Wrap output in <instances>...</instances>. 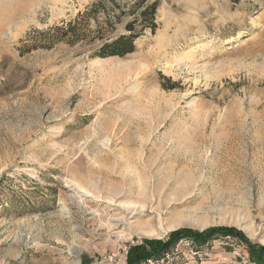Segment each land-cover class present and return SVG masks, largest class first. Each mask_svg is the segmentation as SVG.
Masks as SVG:
<instances>
[{"label": "rangeland", "instance_id": "rangeland-1", "mask_svg": "<svg viewBox=\"0 0 264 264\" xmlns=\"http://www.w3.org/2000/svg\"><path fill=\"white\" fill-rule=\"evenodd\" d=\"M95 1L0 0V264H126L211 228L238 235L151 264H264V0H149L154 34L105 59ZM75 19L86 40L42 48Z\"/></svg>", "mask_w": 264, "mask_h": 264}, {"label": "trees", "instance_id": "trees-1", "mask_svg": "<svg viewBox=\"0 0 264 264\" xmlns=\"http://www.w3.org/2000/svg\"><path fill=\"white\" fill-rule=\"evenodd\" d=\"M156 7L157 2L149 0H135L131 7L120 6L114 0H96L93 2L88 14H86V19L91 22L92 20H97L100 13L104 15L102 21L98 22L95 29L91 31L94 34L91 39L101 42L94 57L101 59L124 58L132 54L135 50V42L144 35L145 31H149L151 34L156 31ZM126 17L127 20L122 27L123 33L113 36L116 30L115 26L119 25L123 18ZM77 19L61 27H55L54 36H49L47 32L41 33L42 36L50 38L46 39V41L43 39L44 47L42 48H50L51 44L57 42L74 45L86 40L91 32L87 33V27L82 22L78 23ZM233 232L238 235L233 229L211 228L201 233L190 230L174 231L168 235L165 241L148 240L139 245L130 246L127 250L126 264H142L148 260L158 262L182 238H191L198 243H205L216 234L228 235Z\"/></svg>", "mask_w": 264, "mask_h": 264}, {"label": "bare ground", "instance_id": "bare-ground-1", "mask_svg": "<svg viewBox=\"0 0 264 264\" xmlns=\"http://www.w3.org/2000/svg\"><path fill=\"white\" fill-rule=\"evenodd\" d=\"M142 202V201H141ZM147 203V202H146ZM148 204H149V202H148ZM144 207V206H143ZM145 207H147V206H145ZM134 208V207H133ZM140 212H143L144 211V208H141V209H138ZM137 210V211H138ZM155 210V209H154ZM157 210V209H156ZM155 210V211H156ZM126 213V212H125ZM129 214H131V215H134L133 217H135V216H140V214H137V212L135 211V210H131L130 212H129ZM160 215L158 214V217H159ZM140 217H142V216H140ZM143 218H141V219H139L138 217L135 219V223L134 224H136V227L138 226V227H142V226H152L153 225V219H146V220H142ZM174 222V221H173ZM132 224V223H131ZM133 224V225H134ZM177 225H180V223H175V224H173V226H177ZM172 226V227H173ZM132 228V227H131ZM148 228V227H147ZM171 228V227H170ZM147 232V231H146Z\"/></svg>", "mask_w": 264, "mask_h": 264}, {"label": "built area", "instance_id": "built-area-1", "mask_svg": "<svg viewBox=\"0 0 264 264\" xmlns=\"http://www.w3.org/2000/svg\"><path fill=\"white\" fill-rule=\"evenodd\" d=\"M165 256H167V254H166ZM148 263H150V264H151L152 262H151L150 260H148Z\"/></svg>", "mask_w": 264, "mask_h": 264}]
</instances>
